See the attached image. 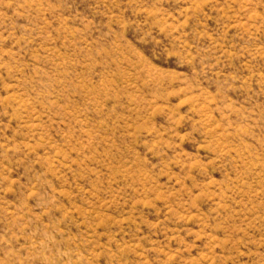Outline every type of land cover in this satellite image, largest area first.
<instances>
[{
  "label": "rangeland",
  "instance_id": "rangeland-1",
  "mask_svg": "<svg viewBox=\"0 0 264 264\" xmlns=\"http://www.w3.org/2000/svg\"><path fill=\"white\" fill-rule=\"evenodd\" d=\"M0 264H264V0H0Z\"/></svg>",
  "mask_w": 264,
  "mask_h": 264
}]
</instances>
